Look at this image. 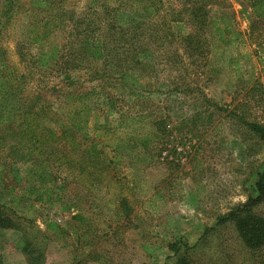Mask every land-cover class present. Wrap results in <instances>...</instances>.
I'll use <instances>...</instances> for the list:
<instances>
[{
    "label": "rangeland",
    "instance_id": "374dc122",
    "mask_svg": "<svg viewBox=\"0 0 264 264\" xmlns=\"http://www.w3.org/2000/svg\"><path fill=\"white\" fill-rule=\"evenodd\" d=\"M93 1L71 0L78 10L76 23L95 20L86 17L92 12L85 9ZM63 2L0 0V128L17 119L14 110L23 102L39 109L48 101V126L68 129L61 120L63 95L71 91L64 79L85 81L88 74L76 66L62 71L64 63H76L67 44L71 15ZM130 11V19L160 17L166 24L181 19L172 31L178 37L192 32L203 49L208 47V68L190 65L189 47L179 49L183 60L175 59L178 65H164L161 88L144 73L115 68L112 76L119 81L109 94L114 98L99 89L92 98L88 129L103 144L106 166L95 178L41 157L49 170L42 180L40 172L29 176L27 165L0 154V204L22 224L18 233L0 229L1 264H29L31 257H42L39 264H169L170 247L179 242L198 245L194 256L203 255L211 264V228L251 197L264 169V139L249 126L264 128V0H138ZM192 12L206 17L200 23ZM124 15L116 17L127 19ZM42 19L50 22L54 46L48 53L30 45L26 35L33 29L30 23ZM161 51L168 52L164 46ZM87 53L99 56L95 50ZM22 77L29 82L25 92L11 93L10 87L23 86ZM126 110L149 113L143 131L153 143L146 151L139 148L140 156L150 155L143 163L117 157L106 146L128 135L118 126ZM219 229V239L230 244L227 250L220 243L214 251H231L237 261H245L234 227ZM26 243L32 246L27 252Z\"/></svg>",
    "mask_w": 264,
    "mask_h": 264
},
{
    "label": "trees",
    "instance_id": "16d2710c",
    "mask_svg": "<svg viewBox=\"0 0 264 264\" xmlns=\"http://www.w3.org/2000/svg\"><path fill=\"white\" fill-rule=\"evenodd\" d=\"M64 1L61 4L64 6L62 9L65 14L71 15L67 25L69 28L67 44L70 48V59L76 58V63L74 65L64 63L62 71H71L73 70L72 66H76L77 72L85 71V74H88V79H84L85 81L77 79L76 76L71 80L70 76L64 79L71 91L63 95L64 107L61 109V120L68 126V129L54 131L48 126L46 120H48L52 106L48 101L43 102L44 105L42 104V108L39 109L35 108L33 103V107H23L27 103L23 102L21 109L14 110L17 113V119L12 123H5L0 128V154H8L15 163L27 165L26 171L29 176L36 177L40 172L42 179V176L49 172L44 162H39L41 157H47L60 166H68L81 175L87 174L90 175L89 177L95 178L96 174L94 173L105 172L106 166L103 159V144L93 139L88 129L94 111L92 98L98 89L107 92L110 100L114 98L109 94L112 89H115L119 79L112 76L113 70L115 68L125 72L137 70L147 75L158 88H161L160 86L163 87V85L158 82L164 65L171 68L170 65L179 64V59L183 60L180 48L189 47L192 50L194 61L191 60L190 65L197 66L198 70L203 67L208 68L209 50L208 47L202 48L198 43L200 41L194 39L195 35L192 32L181 37L175 35L172 31L173 26L182 22L181 19H175L166 24L160 17L154 22L128 18L129 15L131 16L130 10L138 0H106L101 3L94 2L96 1L94 0L88 2L85 9L92 13L86 17L93 15L96 18L87 25H83L82 21L76 23L73 20L78 10H75L71 0ZM92 3L97 5H92ZM124 4H131L132 8H128ZM119 13H125L124 16H127V19H118L116 16ZM190 16L202 23L200 18L206 17V13L198 15L192 12ZM3 25L4 21L0 18V27ZM30 26L33 29L26 33L29 44L36 46L42 53L53 51L54 45L50 39L51 32L49 31L50 22L42 19L38 22H31ZM160 27H163L162 31H160ZM99 33L101 36L98 35ZM196 33L199 34V32ZM204 41L207 40L204 39ZM163 46L168 52L161 51ZM77 49L80 51L77 52ZM90 49L95 50L94 54H99V56L93 57L87 53V51H91ZM159 51L161 55L158 54ZM165 55L163 60L162 56ZM175 59L178 60L175 61ZM199 60L203 63L202 66L199 65ZM77 82L79 86L76 89L74 85ZM21 83L22 87L16 85V88L10 87L9 91L22 95L29 82L22 77ZM84 83H91V86L81 87ZM22 99L26 101L25 98ZM41 99V97L38 98L39 101ZM112 105L113 103H110V106ZM143 112L134 114L130 110H126L121 113L123 115H120L118 119V126L128 132V135L113 138L109 141L110 143H106V146L111 147L117 157L136 159L142 163L150 158L148 153L142 156L138 153L140 147L146 151L153 143V139L143 131V126L146 127L150 123L147 121L149 113ZM156 124L158 126H156V132H159L160 123L156 122ZM249 126L255 134L264 139V128L255 124H249ZM154 138L159 139L160 136L156 134ZM260 209L264 210V169L257 174L252 187V195L247 202L220 217L216 225L211 228V244L215 245L214 250L219 247L220 243L226 245L228 250L230 242L227 244L226 241L219 239V228L227 225L233 226L246 260L237 261L231 251H225L226 254L218 255L213 250L211 251V264H264V213ZM20 228H22V224L19 217L10 208L0 204V229L18 233L22 231ZM197 246H188L182 242L173 244L170 247L173 255L169 258L172 262L169 264H210L203 255L197 258L194 256L192 252ZM23 247L25 252L32 248L27 243ZM40 261H42V257L41 259L31 257L28 260L29 264H39Z\"/></svg>",
    "mask_w": 264,
    "mask_h": 264
}]
</instances>
